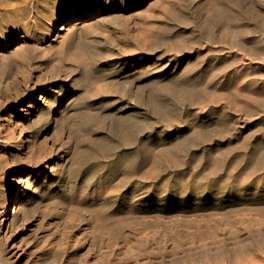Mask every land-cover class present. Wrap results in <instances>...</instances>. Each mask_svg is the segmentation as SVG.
I'll return each instance as SVG.
<instances>
[{
	"label": "rangeland",
	"instance_id": "obj_1",
	"mask_svg": "<svg viewBox=\"0 0 264 264\" xmlns=\"http://www.w3.org/2000/svg\"><path fill=\"white\" fill-rule=\"evenodd\" d=\"M19 191L4 264H164L264 230V0H0Z\"/></svg>",
	"mask_w": 264,
	"mask_h": 264
},
{
	"label": "bare ground",
	"instance_id": "obj_2",
	"mask_svg": "<svg viewBox=\"0 0 264 264\" xmlns=\"http://www.w3.org/2000/svg\"><path fill=\"white\" fill-rule=\"evenodd\" d=\"M121 7V6H120ZM104 9V8H103ZM101 8L94 5L91 9L85 12L75 13L69 17L66 14L63 23L69 26L79 24L82 20L90 18L97 14ZM70 12V11H69ZM67 13V12H66ZM64 15V14H63ZM59 27L60 29L63 27ZM22 191L13 198L15 202L8 204L9 195L0 193V207H4L0 222V235L4 229L3 223L11 221L16 215V207L18 206ZM11 200V199H10ZM15 219V218H14ZM1 238V236H0ZM8 251H0V264H4V255ZM149 260V259H148ZM264 264V230L256 232L254 235L243 238L233 237L228 244L215 242L208 249H202L200 253H187L185 255L173 257L169 263L164 264ZM134 264V263H130ZM138 264V263H135ZM141 264H144L141 262ZM149 264V263H148ZM151 264V263H150ZM159 264H163L160 263Z\"/></svg>",
	"mask_w": 264,
	"mask_h": 264
}]
</instances>
